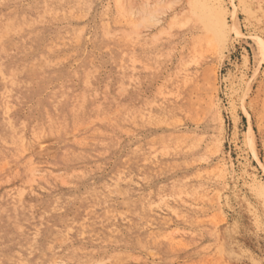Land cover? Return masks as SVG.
I'll return each instance as SVG.
<instances>
[{
	"label": "rangeland",
	"instance_id": "1",
	"mask_svg": "<svg viewBox=\"0 0 264 264\" xmlns=\"http://www.w3.org/2000/svg\"><path fill=\"white\" fill-rule=\"evenodd\" d=\"M0 264H264V0H0Z\"/></svg>",
	"mask_w": 264,
	"mask_h": 264
}]
</instances>
